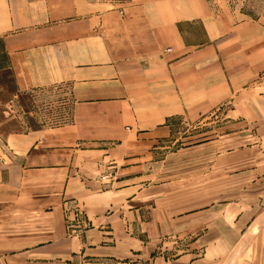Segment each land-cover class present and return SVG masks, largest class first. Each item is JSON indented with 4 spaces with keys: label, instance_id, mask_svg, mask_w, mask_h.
<instances>
[{
    "label": "crops",
    "instance_id": "1",
    "mask_svg": "<svg viewBox=\"0 0 264 264\" xmlns=\"http://www.w3.org/2000/svg\"><path fill=\"white\" fill-rule=\"evenodd\" d=\"M4 72L15 106L60 91L71 121L0 123V264H264L262 8L0 0ZM225 106L255 132L174 136Z\"/></svg>",
    "mask_w": 264,
    "mask_h": 264
},
{
    "label": "rangeland",
    "instance_id": "2",
    "mask_svg": "<svg viewBox=\"0 0 264 264\" xmlns=\"http://www.w3.org/2000/svg\"><path fill=\"white\" fill-rule=\"evenodd\" d=\"M231 2L234 7L242 6V8H247L248 10L262 8L264 10V0H231ZM125 3H127V0H119V5H124ZM261 84V88H264V78L261 81ZM13 94L14 88L9 73L4 72L0 75V123L3 133L25 131L30 128L53 126L71 121L70 115H67L68 111L71 110L70 105L68 107V102L64 100L67 97L60 91L43 90L35 93L36 96H23L20 99L23 107H19V105H17V101L16 106L14 105L13 101H15V99ZM248 95L249 94H246L245 97ZM62 102L63 104H61ZM3 109L6 110L7 115L1 118ZM57 109L58 111H56ZM233 111L234 110L231 108L225 106L215 111L214 114L211 115L205 122L197 124L192 128L186 126L183 121H180L175 127L176 130L174 136H191L196 138L195 140L197 141H203L211 138L215 139L216 137L225 134L226 131L222 128H227V124L231 121L235 122L237 118L247 120L248 123L245 125V129L249 131V134H253L255 129L258 127L254 118L248 114L253 110L246 109L245 116L233 115ZM49 114H52L53 116L51 117ZM235 114H237V112ZM63 115H65L64 118H62ZM234 125L236 124L234 123ZM233 132V130H228L227 134ZM192 142H194L193 139ZM181 143L186 144L189 142L178 141L175 145L171 144L166 150V157L173 155L171 153H174ZM159 157L164 159L162 155ZM168 161L172 163V157ZM169 167L172 169L174 168V165L170 164ZM183 171V169L173 173L167 171V173L162 175L161 178L166 177V179H170L171 177H178V173L179 175L185 173ZM233 264H244L243 256H241L238 260L233 261Z\"/></svg>",
    "mask_w": 264,
    "mask_h": 264
}]
</instances>
